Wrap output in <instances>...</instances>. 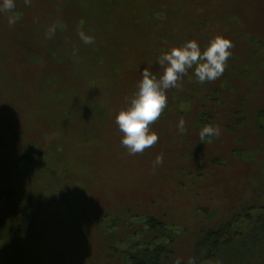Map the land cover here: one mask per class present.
<instances>
[{
	"label": "rangeland",
	"instance_id": "374dc122",
	"mask_svg": "<svg viewBox=\"0 0 264 264\" xmlns=\"http://www.w3.org/2000/svg\"><path fill=\"white\" fill-rule=\"evenodd\" d=\"M15 14L0 13V264H128L159 245L164 264H264V0H16ZM216 36L234 44L224 74L190 69L158 143L129 155L115 118L144 68L159 78V56ZM205 125L222 135L200 142ZM228 221L234 242L202 262L203 233Z\"/></svg>",
	"mask_w": 264,
	"mask_h": 264
},
{
	"label": "clouds",
	"instance_id": "9594fccd",
	"mask_svg": "<svg viewBox=\"0 0 264 264\" xmlns=\"http://www.w3.org/2000/svg\"><path fill=\"white\" fill-rule=\"evenodd\" d=\"M26 6L32 5V0H24ZM16 0H0V13H5L9 26H14L19 16L15 14ZM57 29L64 31L67 25L63 22L53 23L46 32V38L52 39ZM78 36L85 44H94L95 37L80 31ZM234 48L231 40L222 36L213 38L209 45L202 50L197 41H188L180 47H174L170 51L158 57L157 63L163 69L158 78L150 68H144L142 80L138 83V91L130 100V106L122 109L115 118L120 132L123 134L122 145L129 155L142 154L154 147L159 136L152 131V125L157 122L168 107L167 91L175 88L183 90V78L194 68V75L200 84L214 82L219 79L226 68L228 60L232 56L230 51ZM77 49L73 50L76 55ZM127 99V98H126ZM180 134L185 132V120L180 118L177 125ZM222 135L221 128L205 125L199 133L200 142L206 138H219ZM163 164V154L158 155L153 161V171ZM175 264H181L178 258ZM187 264H196L195 258H189Z\"/></svg>",
	"mask_w": 264,
	"mask_h": 264
},
{
	"label": "trees",
	"instance_id": "16d2710c",
	"mask_svg": "<svg viewBox=\"0 0 264 264\" xmlns=\"http://www.w3.org/2000/svg\"><path fill=\"white\" fill-rule=\"evenodd\" d=\"M260 118H264V112L260 113ZM25 160L32 161V158L28 156H23V157L18 158L17 162L21 163V162H24ZM249 209L250 211H252L254 209H257V207H253ZM258 209H260L262 212L257 217V221H256L257 229L256 230L264 229V205H262ZM245 216L248 219L252 218L249 212H247ZM150 222H151L150 223L151 228H153L156 231L162 230V233L164 234L165 225L163 223L156 221V219H153ZM4 225H5V222H3L2 219L0 218V229H2ZM230 226H232V222L230 223V221H228L227 223H225L218 229H213V230L203 233L201 239L199 240L195 248L196 257L199 258L200 256H202V259H201L202 262H205L206 260H212L213 258H215L217 252L223 246H228L231 243H233L234 238L232 236H234L235 234L233 235L230 234L232 230ZM252 231H255V230H252ZM0 237H2L1 234H0ZM205 250L206 252H204ZM202 253L203 255H201ZM164 254H166L167 256L172 254V251L169 250L167 245H159L153 249H151L148 246L146 249L142 251L140 250L138 251V253H135L134 255H130V257L128 258V264H164L163 259H162Z\"/></svg>",
	"mask_w": 264,
	"mask_h": 264
}]
</instances>
